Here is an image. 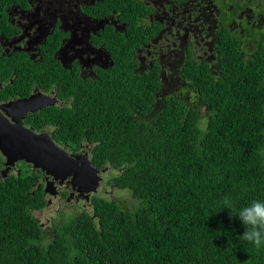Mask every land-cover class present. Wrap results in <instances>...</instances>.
Masks as SVG:
<instances>
[{"label":"trees","instance_id":"obj_1","mask_svg":"<svg viewBox=\"0 0 264 264\" xmlns=\"http://www.w3.org/2000/svg\"><path fill=\"white\" fill-rule=\"evenodd\" d=\"M232 44L212 64L187 59L171 84L157 62L134 72L126 57L76 87L40 70L45 90H72L74 108H49L39 127L53 125L63 147L91 144V165L119 171L112 189L133 204L93 197L46 240L32 214L46 203L36 174L0 176V264H264V246L242 240L244 225L222 204L264 200V46L247 54Z\"/></svg>","mask_w":264,"mask_h":264},{"label":"flooded vegetation","instance_id":"obj_2","mask_svg":"<svg viewBox=\"0 0 264 264\" xmlns=\"http://www.w3.org/2000/svg\"><path fill=\"white\" fill-rule=\"evenodd\" d=\"M228 42L247 54L264 46V0H0V107L32 95L53 99V105L28 111L17 120L32 133L46 134L53 141L54 126L39 127V118L49 108L72 110L73 92L67 90L66 99H61L57 83L45 90L37 82L40 70L67 76L76 87L77 81L99 82L101 76L113 71L120 58L126 57L135 63L134 72L136 68L147 70L157 62L161 80L171 84L178 82V72L187 59L212 64L221 45ZM57 146L78 160L82 170L86 164L104 175L110 171V179L119 174L109 166L96 169L91 165L89 143ZM0 157L3 179L18 175L21 169L36 174L33 186L42 187L46 203L33 215L50 206L51 193L47 190L64 185L69 192L61 190L58 201L64 199L65 205L75 206L73 214L91 210L93 196L73 186L71 177L59 185L29 164L19 161L6 166ZM110 179L106 185L112 187ZM82 201L84 211L77 206ZM56 217L63 218L58 209L45 224L35 217L43 234L51 232Z\"/></svg>","mask_w":264,"mask_h":264},{"label":"water","instance_id":"obj_3","mask_svg":"<svg viewBox=\"0 0 264 264\" xmlns=\"http://www.w3.org/2000/svg\"><path fill=\"white\" fill-rule=\"evenodd\" d=\"M54 104V100L44 95H32L27 99L18 100L12 106L0 107V154L6 166H13L21 161L40 170L47 177L58 181L59 185L71 177L73 186L86 196L97 188L100 178L94 175L96 170L89 167L82 170L78 160L58 147L46 134H35L24 128L18 120L28 111H36ZM89 164V162H87ZM90 172H92L90 174ZM4 175V172H1ZM93 180V188L86 187ZM49 193L54 189L50 188Z\"/></svg>","mask_w":264,"mask_h":264},{"label":"rangeland","instance_id":"obj_4","mask_svg":"<svg viewBox=\"0 0 264 264\" xmlns=\"http://www.w3.org/2000/svg\"><path fill=\"white\" fill-rule=\"evenodd\" d=\"M84 166H85L84 169H87L88 166L86 164H84ZM91 173L92 172H90V174ZM105 173L107 175H104L103 171L94 172V175L96 177L100 178V181L98 182L97 188H95L93 191H90V193H92V194H89V197L90 196H93V197H99V196L102 197L103 196V197L109 198L111 200H116V201L122 203L124 206H127V207L130 206V204H133V199H132L130 193H128L127 191H118V190L112 189L113 185H112V187L106 185V183L110 179V176L113 175V174L110 171H105ZM93 186H94L93 185V180H91L90 184H89V187L93 188ZM66 189L69 192L68 185H64V187H61V188L55 187L53 193L50 194V199H51L50 200V206L47 209L43 210V211L34 213V216L37 218V220L40 222V224H45L47 222L48 218L53 215V212L56 209L59 210V214L61 216H63V218H68L71 215L76 214V213L73 214L75 209H77V208H75V206H69V204L65 205L66 203H65L64 199H62L60 201L57 200L59 192L61 190L63 191V190H66ZM70 193H71V191H70ZM55 198H56V201H55ZM66 199L70 200L69 197L66 198ZM52 201H53V203H52ZM77 206L80 209V211H84L85 210V206H84L83 201L81 203H79ZM58 220L59 219L56 217L54 222L58 221ZM52 223L50 225H52ZM52 227H53V225H52ZM44 238L46 240H49L51 238V232L50 233H44Z\"/></svg>","mask_w":264,"mask_h":264},{"label":"clouds","instance_id":"obj_5","mask_svg":"<svg viewBox=\"0 0 264 264\" xmlns=\"http://www.w3.org/2000/svg\"><path fill=\"white\" fill-rule=\"evenodd\" d=\"M222 204L223 208L229 209L230 214L237 216L244 225L245 230L240 238L253 244L257 249L264 246V200H253L238 211L229 196L224 197Z\"/></svg>","mask_w":264,"mask_h":264}]
</instances>
